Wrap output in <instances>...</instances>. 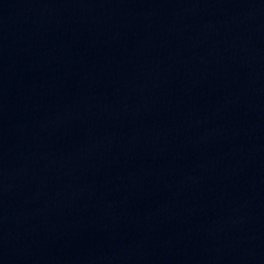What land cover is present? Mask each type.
<instances>
[{
    "label": "water",
    "instance_id": "95a60500",
    "mask_svg": "<svg viewBox=\"0 0 264 264\" xmlns=\"http://www.w3.org/2000/svg\"><path fill=\"white\" fill-rule=\"evenodd\" d=\"M0 264H264V0H0Z\"/></svg>",
    "mask_w": 264,
    "mask_h": 264
}]
</instances>
